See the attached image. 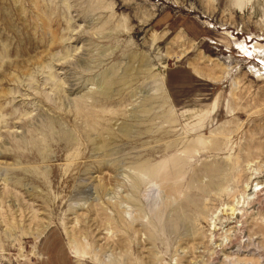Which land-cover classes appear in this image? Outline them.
I'll list each match as a JSON object with an SVG mask.
<instances>
[{"label":"rangeland","instance_id":"374dc122","mask_svg":"<svg viewBox=\"0 0 264 264\" xmlns=\"http://www.w3.org/2000/svg\"><path fill=\"white\" fill-rule=\"evenodd\" d=\"M0 264H264V0H0Z\"/></svg>","mask_w":264,"mask_h":264},{"label":"bare ground","instance_id":"6f19581e","mask_svg":"<svg viewBox=\"0 0 264 264\" xmlns=\"http://www.w3.org/2000/svg\"><path fill=\"white\" fill-rule=\"evenodd\" d=\"M159 86H160V90L162 91V90H165V84L163 83V81H161L160 82V84H159ZM176 157V156H175ZM175 157H172V158H175ZM177 158L178 157H176V160H177ZM171 160V159H170ZM173 160V159H172ZM175 160V159H174ZM179 161V160H178ZM177 161V162H178ZM171 162H173V161H171ZM168 163V162H167ZM171 164V163H170ZM169 164V165H170ZM175 164V163H174ZM166 165V163H162V164H159V165H155V167H152V169H150V170H145L144 168L142 169V171H140L139 172V174H140V176L142 175V177H143V180H144V177L145 178H149L150 180H152L151 182V184H154L156 181H157V178H158V176L159 175H161V173H163V174H167L168 175V173L171 171V170H169V167H171V166H169V167H164ZM144 166V165H143ZM142 166V167H143ZM168 166V165H167ZM173 166H176V164L175 165H173ZM168 168V170H169V172H168V170H167V173H165L166 172V169H164V168ZM149 168V167H148ZM172 169V168H171ZM177 169H179V168H177ZM164 170V172H162ZM173 171L175 170V169H172ZM172 171V172H173ZM178 172V171H177ZM174 174V173H173ZM171 175V174H170ZM175 175V174H174ZM179 175V174H178ZM177 175V176H178ZM172 176V175H171ZM167 177H169V176H167ZM140 178V177H139ZM166 178V177H165ZM145 181V180H144ZM167 184V183H166ZM172 183H170V185H171ZM141 185V184H140ZM173 185V184H172ZM166 187V186H165ZM172 187V186H171ZM257 187H258V185H257ZM168 188V187H167ZM170 188V187H169ZM171 189H173V188H171ZM170 189V190H171ZM174 190V189H173ZM256 190V189H255ZM234 212H237L238 213V211H234ZM157 221V220H156ZM160 221V220H159ZM158 221V222H159ZM157 222V223H158ZM154 223H156V222H154ZM156 223V224H157ZM140 225V224H139ZM157 226V225H156Z\"/></svg>","mask_w":264,"mask_h":264},{"label":"trees","instance_id":"16d2710c","mask_svg":"<svg viewBox=\"0 0 264 264\" xmlns=\"http://www.w3.org/2000/svg\"><path fill=\"white\" fill-rule=\"evenodd\" d=\"M184 27H185V26H184ZM185 28L188 30V28H187V27H185ZM188 32H189L190 34H192L190 30H188Z\"/></svg>","mask_w":264,"mask_h":264},{"label":"crops","instance_id":"0c3cea01","mask_svg":"<svg viewBox=\"0 0 264 264\" xmlns=\"http://www.w3.org/2000/svg\"><path fill=\"white\" fill-rule=\"evenodd\" d=\"M169 24V23H168Z\"/></svg>","mask_w":264,"mask_h":264}]
</instances>
